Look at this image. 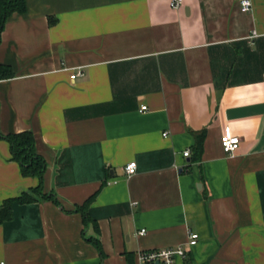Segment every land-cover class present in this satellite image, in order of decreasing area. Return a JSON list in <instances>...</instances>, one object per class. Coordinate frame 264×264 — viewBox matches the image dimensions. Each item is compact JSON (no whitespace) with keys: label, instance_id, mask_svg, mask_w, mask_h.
I'll use <instances>...</instances> for the list:
<instances>
[{"label":"crops","instance_id":"obj_1","mask_svg":"<svg viewBox=\"0 0 264 264\" xmlns=\"http://www.w3.org/2000/svg\"><path fill=\"white\" fill-rule=\"evenodd\" d=\"M250 4L25 0L5 18L0 214L38 183L11 157L6 134L20 130L58 203L11 202L0 264H137L189 232L175 264H264V0ZM225 129L239 136L231 156Z\"/></svg>","mask_w":264,"mask_h":264},{"label":"trees","instance_id":"obj_2","mask_svg":"<svg viewBox=\"0 0 264 264\" xmlns=\"http://www.w3.org/2000/svg\"><path fill=\"white\" fill-rule=\"evenodd\" d=\"M26 9L25 0H0V33L4 26L5 18L16 11H24ZM1 38V36H0ZM13 75L12 67L6 63H0V79L11 77ZM6 138L10 144V152L12 159H15L20 167V172L24 176L38 178L37 186L31 188L30 191L23 192L21 196L16 198H8L2 203L0 221L8 219L11 215V202L18 201L30 202L40 195L42 198L49 199L52 202L58 203L54 193H44L42 189L44 171L46 169V161L43 156L35 149L33 133L30 130H20L6 134ZM194 144V152L198 156L201 146L202 133L196 135ZM196 156V157H197ZM94 197H89L84 201L82 206H77L76 210L82 213L84 223L91 220L87 214V207ZM96 247L100 249L98 240L94 241ZM101 251V249H100Z\"/></svg>","mask_w":264,"mask_h":264},{"label":"built area","instance_id":"obj_3","mask_svg":"<svg viewBox=\"0 0 264 264\" xmlns=\"http://www.w3.org/2000/svg\"><path fill=\"white\" fill-rule=\"evenodd\" d=\"M181 3V0H169V6L177 7ZM250 0H239L240 9L247 11L250 8ZM254 33V30H252ZM83 73V70H76L70 74V78L80 76ZM145 105L142 104L139 109L143 110ZM166 131H162L161 134H164ZM239 140V136L231 134L228 129H225L224 132L220 135V148L221 151L226 155H233L236 150V146ZM181 154L183 156H188V149H183ZM135 162L129 161L128 164L124 166V171L129 175L134 172ZM139 233H143V230L140 229ZM197 240L196 232H189L187 235V240L183 245H178L177 247H166L163 249H152L147 251H138L136 252L135 259L137 264H153L154 260H157L159 264H175V257H183L186 254L187 248L191 247Z\"/></svg>","mask_w":264,"mask_h":264},{"label":"water","instance_id":"obj_4","mask_svg":"<svg viewBox=\"0 0 264 264\" xmlns=\"http://www.w3.org/2000/svg\"><path fill=\"white\" fill-rule=\"evenodd\" d=\"M153 264H159V262L157 260H154Z\"/></svg>","mask_w":264,"mask_h":264}]
</instances>
